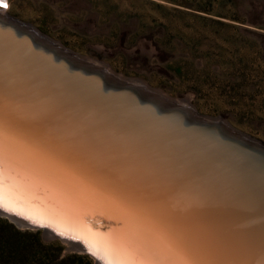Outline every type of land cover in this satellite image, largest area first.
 I'll list each match as a JSON object with an SVG mask.
<instances>
[{
	"label": "water",
	"instance_id": "1",
	"mask_svg": "<svg viewBox=\"0 0 264 264\" xmlns=\"http://www.w3.org/2000/svg\"><path fill=\"white\" fill-rule=\"evenodd\" d=\"M0 10V217L93 264H264V142Z\"/></svg>",
	"mask_w": 264,
	"mask_h": 264
},
{
	"label": "rangeland",
	"instance_id": "2",
	"mask_svg": "<svg viewBox=\"0 0 264 264\" xmlns=\"http://www.w3.org/2000/svg\"><path fill=\"white\" fill-rule=\"evenodd\" d=\"M6 3L8 15L70 51L170 97L188 96L198 113L221 116L264 142V0ZM0 220L37 232L44 242L58 241L64 256L66 245L59 240Z\"/></svg>",
	"mask_w": 264,
	"mask_h": 264
},
{
	"label": "trees",
	"instance_id": "3",
	"mask_svg": "<svg viewBox=\"0 0 264 264\" xmlns=\"http://www.w3.org/2000/svg\"><path fill=\"white\" fill-rule=\"evenodd\" d=\"M61 254L58 241L44 242L37 232L20 231L0 220V264H93L87 255Z\"/></svg>",
	"mask_w": 264,
	"mask_h": 264
},
{
	"label": "bare ground",
	"instance_id": "4",
	"mask_svg": "<svg viewBox=\"0 0 264 264\" xmlns=\"http://www.w3.org/2000/svg\"><path fill=\"white\" fill-rule=\"evenodd\" d=\"M0 6H2V8H0V10L2 11L1 13L4 15V14H7L6 11L8 9V5L6 3V0H0ZM91 59V58H90ZM92 61H95L97 62L96 60H93L91 59Z\"/></svg>",
	"mask_w": 264,
	"mask_h": 264
}]
</instances>
